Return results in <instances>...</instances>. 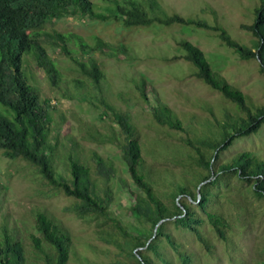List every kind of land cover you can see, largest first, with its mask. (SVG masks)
<instances>
[{
	"label": "rangeland",
	"instance_id": "rangeland-1",
	"mask_svg": "<svg viewBox=\"0 0 264 264\" xmlns=\"http://www.w3.org/2000/svg\"><path fill=\"white\" fill-rule=\"evenodd\" d=\"M91 1L97 11L107 13L110 6L107 0ZM160 2L168 14L202 20L212 27L220 26L238 43L252 47L254 37L243 25L254 23L255 9L261 0ZM53 30L79 35L90 45L95 44V36H98L113 47L123 42L129 49L126 54L117 52L116 56L108 49L91 53L105 75L100 89L81 74L79 66L62 54L59 47L46 42L48 52L62 75L58 88L50 84L32 58H27L32 84L52 105L50 142L55 148L56 170L65 175L71 155L79 156L94 172L98 160L95 153L105 161L112 160L116 176L109 183L114 196L110 212L126 225L134 223L130 208L135 202L134 193L139 191L127 172L119 142L114 139L118 136L123 141L124 136L121 137L120 127L113 121L112 113L110 116L102 115L106 107L101 100L131 117L140 134L145 169L156 189L162 193L171 191V183L191 179L203 172L192 159L198 153L189 142L217 134L225 113L237 111L231 102L194 75L195 67L178 49L180 41L186 39L201 48L213 69L242 91L251 106L264 105V75L257 59H241L224 44L219 32L212 29L177 24L123 30L113 21L102 23L77 17L49 23L43 32ZM69 47L75 57L84 59L85 54L76 39ZM143 78L147 98L137 87ZM77 79L85 81L82 88H77ZM158 105L168 106L181 121L183 130L158 124L152 115ZM206 152L211 155L213 150ZM243 152H251L264 160V126L256 134L236 139L221 154V162ZM95 177L102 189V178ZM249 188L234 178L214 189L220 195L215 202L216 210L229 223L224 238L218 235L205 213L197 210L206 220L202 230L208 247L190 232L169 225V231L191 255L192 264H264V200H258ZM164 201L170 204L172 199L165 197ZM75 202L76 199L49 184L34 166L24 160L6 158L0 150V232L7 228L25 245L29 263L40 262L32 243L33 235L40 237L36 230L39 213L46 214L70 232L73 238L71 264H114L120 259L119 249L101 238L116 231L112 223L95 216L79 218L73 208ZM191 204L198 208L194 200ZM168 251L176 264H181L170 248Z\"/></svg>",
	"mask_w": 264,
	"mask_h": 264
},
{
	"label": "trees",
	"instance_id": "trees-1",
	"mask_svg": "<svg viewBox=\"0 0 264 264\" xmlns=\"http://www.w3.org/2000/svg\"><path fill=\"white\" fill-rule=\"evenodd\" d=\"M107 3H110L108 11L103 13L96 10L91 0H0V150L6 158L28 162L49 184L76 199L73 208L79 218L95 216L111 222L116 231L101 238L119 249L120 259L114 264H176L169 248L181 264H192L191 255L169 231V225L190 232L208 247L202 230L206 220L200 217L198 209L205 213L220 237L226 236L229 227L224 215L216 210L215 202L220 195L214 189L236 178L240 183L249 185V190L258 200H264V160L251 152H243L221 162V154L236 139L256 134L262 129L264 105L251 106L242 91L213 69L201 48L186 39L180 41L178 49L183 52L185 60L195 67L194 75L231 102L237 111L225 113L217 134L189 142L198 153L192 159L205 173L199 172L191 179L171 183V191L162 193L156 189L155 182L145 169L140 134L131 117L101 100L106 107L102 115L110 116L112 113L113 121L120 127L121 137L124 136L123 141L118 136L114 139L119 142L127 172L139 191L134 193L135 202L130 208L134 223L126 225L110 212L114 196L109 183L116 176L112 160L105 161L95 153L98 160L94 172L79 156L71 155L67 173L64 175L56 170L55 148L50 142L52 105L32 84L27 58H32L50 84L58 88L62 75L48 52L46 42L59 47L62 54L79 66L81 74L100 89L105 75L91 53L108 49L113 56L120 51L126 54L129 49L125 43L113 47L95 36V44L90 45L79 35H66L58 30L43 32L47 24L77 17L102 23L113 21L123 30L178 24L219 32L224 44L241 59H257L260 72L264 75V0L255 9L254 23L243 25L254 37L252 47L238 43L220 26L212 27L202 20L168 14L160 0H107ZM73 39L84 52V59L75 57L70 49ZM83 82L80 79L75 81L78 89L84 86ZM137 87L147 98L144 78ZM152 115L160 125L183 130L181 121L168 106H155ZM202 147L206 151L213 150L212 154L209 155ZM95 175L102 178V189ZM120 181L126 183L122 179ZM165 197H170L172 202L166 203ZM179 198L183 199L179 201ZM192 200L198 203L197 209L192 206ZM36 230L40 237L33 235L32 243L40 262L29 263L25 245L3 228L0 232V264H71L73 238L67 229L46 214L39 213Z\"/></svg>",
	"mask_w": 264,
	"mask_h": 264
}]
</instances>
